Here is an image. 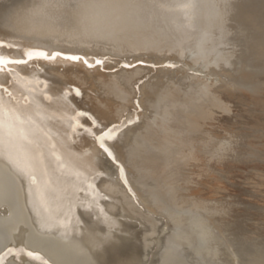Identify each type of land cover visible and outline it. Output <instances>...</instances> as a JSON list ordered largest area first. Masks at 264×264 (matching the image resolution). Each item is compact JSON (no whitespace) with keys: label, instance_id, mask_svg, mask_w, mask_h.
<instances>
[{"label":"bare ground","instance_id":"1","mask_svg":"<svg viewBox=\"0 0 264 264\" xmlns=\"http://www.w3.org/2000/svg\"><path fill=\"white\" fill-rule=\"evenodd\" d=\"M0 41L13 58L104 60L0 72L12 94L0 96L33 121L28 147L43 154L36 178L54 210L45 224L36 187L0 154V264H40L28 251L49 264H264V133L236 122L264 101V0H0ZM77 111L123 122L106 141L115 161L85 118L73 132Z\"/></svg>","mask_w":264,"mask_h":264},{"label":"snow or ice","instance_id":"2","mask_svg":"<svg viewBox=\"0 0 264 264\" xmlns=\"http://www.w3.org/2000/svg\"><path fill=\"white\" fill-rule=\"evenodd\" d=\"M44 7V5H37V9L40 10L41 13ZM26 22L27 21H25V23ZM12 47H14V45L10 43L6 44L4 41H0V49ZM22 56L23 58H13L8 55L0 54V72H6L8 76L11 77L14 75V69L12 66L28 64L30 61H55L57 58H63L72 62L82 61L89 68L94 66L103 67L104 64V60L102 59H96L95 64H92L85 56L67 54L61 51L48 52L41 48H26L23 50ZM123 67H130V65H123ZM168 67H175V65L170 64ZM0 88H3V91L9 97L12 96V94L8 92L7 88L3 87V84H0ZM75 94L76 96H80V91L77 89ZM67 95L68 93L66 92L65 96ZM45 99L51 98L45 96ZM82 117L91 124V127L85 128L84 130L99 145V148L102 149L108 155V157L115 161L112 151L106 146V141H113L117 138L123 122L121 121L119 123H112L109 126L103 122H98V119L89 115L87 111H77L72 117L73 132H75L78 128H84V124L81 123ZM138 120L139 117L130 118L128 119L127 124L131 125L137 123ZM32 124L33 121L30 116L25 118L16 109L10 107L8 103L4 101L3 97L0 96V154L6 155L7 158L12 163H14L19 173L23 177H27L30 185L36 187L38 199L34 204V210L37 212V215L41 214V210L43 211L45 214L44 223L47 224L54 218V210L47 203L43 190L40 188L36 178L37 165H43V154L38 152L34 153L32 149L28 147V145L33 143L30 139V130ZM54 147L55 145H53V148ZM59 159L60 157L57 156V160ZM61 166L63 167L64 165ZM119 170L120 178L124 180L125 184H127L123 166H119ZM88 187L93 188L94 185L89 182ZM129 191L131 190L129 189ZM73 216L74 210L72 207H69L65 213L64 219L59 220L58 223L61 225V227L68 229L72 225ZM8 251L11 253L13 250L9 249ZM20 251L22 252L23 249ZM16 254L19 255V253ZM26 255L33 260L40 261V264H49L48 260L44 259L38 253L28 251ZM0 260H2V257H0Z\"/></svg>","mask_w":264,"mask_h":264},{"label":"rangeland","instance_id":"3","mask_svg":"<svg viewBox=\"0 0 264 264\" xmlns=\"http://www.w3.org/2000/svg\"><path fill=\"white\" fill-rule=\"evenodd\" d=\"M255 106V108L256 109H254V108H251V111H254L251 115L249 114V113H247V112H244V111H246V107L244 106V107H240V108H243L241 111H236L237 112V114H240V115H238V116H236V119H237V121L236 122H238V123H240V125H241V127H244V128H254L255 130H257V131H255V130H248V131H250V133L251 132H253V133H264V101H261V102H259V103H257V104H255L254 105ZM253 109V110H252ZM248 110H250V109H248ZM256 111V112H255ZM243 112V113H242ZM253 115V116H252ZM244 117V118H243ZM243 121H244V123H243ZM242 122V123H241ZM239 125V124H238ZM239 125V126H240ZM244 125H246V126H244ZM250 126V127H248V126ZM255 131V132H254ZM252 137V136H251ZM253 138H255V139H253ZM252 139L253 140H256L257 142L258 141H260V140H258L259 138H257V137H252ZM256 141H254V142H256ZM257 142H256V144H257ZM259 147H264V145H263V143L259 146ZM245 169V168H244ZM247 170H249V171H253L252 170V168H248V167H246V169H245V173L247 174L248 172H247ZM238 174V175H237ZM233 176H234V174H233ZM232 176V177H233ZM238 177H239V179H238ZM243 177L244 176H242L241 174H239V172H236L235 173V176H234V178L233 179H238L237 181H240L241 182V179L243 180ZM241 178V179H240ZM242 186H245V185H242ZM262 188H264V187H262ZM230 189H232V188H230ZM259 194H262V193H259ZM245 195L246 194H242L241 195V197L242 198H244L245 197ZM246 197H247V195H246ZM245 197V198H246ZM250 197H248V199H249ZM254 209L252 208L251 209V211H253ZM256 217L257 216H255V217H251V219L250 220H248L249 219V217H247L248 219L246 220V222H248V223H254L253 221H255V223H257V219H256ZM255 219V220H254Z\"/></svg>","mask_w":264,"mask_h":264}]
</instances>
